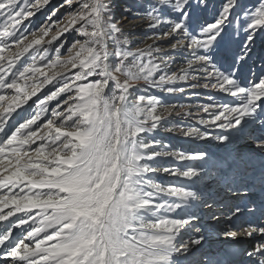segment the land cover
Here are the masks:
<instances>
[{"label":"snow or ice","instance_id":"1","mask_svg":"<svg viewBox=\"0 0 264 264\" xmlns=\"http://www.w3.org/2000/svg\"><path fill=\"white\" fill-rule=\"evenodd\" d=\"M51 2L0 0V264H264V0Z\"/></svg>","mask_w":264,"mask_h":264},{"label":"rangeland","instance_id":"2","mask_svg":"<svg viewBox=\"0 0 264 264\" xmlns=\"http://www.w3.org/2000/svg\"><path fill=\"white\" fill-rule=\"evenodd\" d=\"M61 2H62V0H52L51 5L49 6V9L57 7ZM126 2L127 3H132V2H134V0H115V3H116L115 11H116L117 19H119L120 16H121V6L123 4H125ZM62 12H63V10H62ZM45 15H47V12L39 14L35 18V23L38 25L40 22H42L44 20ZM60 18L61 19L63 18L62 14H61ZM128 23L137 25L138 29L143 27V24H142V22L139 19L133 20V19H131L129 17ZM208 96H214V98L217 101H223V100L226 99V97L222 93L215 92L214 90H203L200 93V100L199 101L189 100L187 98V94H185V96L181 97V102H183V103H204V102H207ZM167 139L171 142V144L175 145L178 149L202 148L204 150H207L209 152L214 153L217 158L221 157V156H227V154L226 155L221 154V150H220L221 148L217 146V142L216 141H212V140H208L207 142H205V141H196L195 143H193L190 140H188L187 138L173 137L171 135L169 137H167ZM176 163L180 164L182 162H176ZM249 166L250 165H248V167ZM248 172H250V170ZM159 179L160 180H172L174 178L168 177V176H161V177H159ZM201 186H203V182H201ZM213 188H216L215 184H213ZM213 241H214V239H213ZM213 241L209 239V240H207L206 244H208L210 246L213 243ZM205 252H210V250H208V249L206 250V248H205L203 250H200L199 252H195L196 253L195 254L194 253V248H193L192 256L189 257V258L190 259H192V257L193 258L194 257L195 258H200L201 255L204 254Z\"/></svg>","mask_w":264,"mask_h":264},{"label":"bare ground","instance_id":"3","mask_svg":"<svg viewBox=\"0 0 264 264\" xmlns=\"http://www.w3.org/2000/svg\"><path fill=\"white\" fill-rule=\"evenodd\" d=\"M221 150V154H224V155H228V153L225 151V149H223V148H221L220 149ZM259 160H260V157L259 156H257V157H255L254 158V160L251 162V164H249L250 166L248 167V171L250 170V171H252V169L253 168H255V172H253L252 171V173L253 174H256L257 172H258V174H257V178H258V176H259ZM251 173V172H250ZM249 174V173H248ZM209 239L210 240H212L213 241V239H214V241H213V243L209 246L208 244H206V243H204L202 246H200V247H195L194 246V253L195 252H199L200 250H203V249H205L206 248V250L208 249V250H210L211 252H214L217 248H219V247H221V246H223L222 244H221V242L215 237V236H210L209 237ZM208 239V240H209ZM246 246V245H245ZM193 253V254H194ZM196 254V253H195ZM203 255V254H202ZM201 255V256H202ZM193 258V257H192ZM195 258V257H194Z\"/></svg>","mask_w":264,"mask_h":264}]
</instances>
